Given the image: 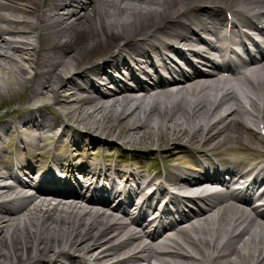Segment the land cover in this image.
<instances>
[{"label": "bare ground", "instance_id": "bare-ground-1", "mask_svg": "<svg viewBox=\"0 0 264 264\" xmlns=\"http://www.w3.org/2000/svg\"><path fill=\"white\" fill-rule=\"evenodd\" d=\"M209 1L215 3L213 7L219 5V2H230L0 0V93L10 90L21 92L30 88L37 99H50L62 107L68 121L81 122L94 132L93 136L82 134L69 125V122L58 121L51 124L44 117L37 121L36 114L32 112L27 116L0 120V139L2 133L11 130L13 126L17 128L20 124L39 132L54 133L59 129L62 138L72 130V138L81 146L85 145L84 137H89L92 149L104 152L122 145L133 152L148 154L158 151L163 154L176 148L177 142L194 148H206L212 144L211 148L214 150L240 143L261 149L264 136L259 138L252 134L250 138L247 137L248 123L245 118L249 119V116L236 110L238 107H230L223 119L217 117L216 111L210 119L208 116L213 105L219 107L228 97L240 106L253 96L256 99V102H252L255 106L250 111L253 124L255 125L256 118L259 125L264 123V108L261 106L264 100V58L259 66L247 64V69L236 68L234 76L226 79H221L219 72L212 70L201 76L193 74L192 79L187 82L179 81L166 87H155L160 83L153 86L139 83L136 87L143 89L141 93L128 86L124 87L125 92L114 93L92 85L94 79H101L99 71L107 65L113 68L120 64L128 65L129 57L147 53L149 48L160 52V47L155 42L160 33L176 40L194 41L183 18L198 16L201 11L213 12L211 5L206 4ZM242 1L244 0H233L238 4ZM259 4H264V0L252 1L243 8L258 10ZM64 8L66 10L61 13ZM7 35L17 40L13 41ZM204 48L205 46L199 47L200 50ZM95 56H101V60L93 61ZM18 57L21 59L18 60ZM27 63L29 64L26 66ZM86 63H94V67ZM29 69L33 71L28 73ZM89 72L92 74L91 78H85ZM76 77L83 79L86 86L80 85ZM233 80L241 84V89L233 88ZM221 82H225L226 86H220L218 83ZM209 88H217L220 94L209 93ZM121 89L117 87L116 90L120 92ZM32 114L35 116L32 117ZM39 137H20L18 149L35 157L39 149ZM145 148L146 150H137ZM182 148L184 147H177ZM17 158L23 159L21 154ZM106 165L109 166V163ZM137 168L138 166L131 168V177L141 176ZM108 170V174L119 175L121 167L109 166ZM179 173L181 171L174 163L172 172L165 180L175 183ZM9 174L16 175L11 170ZM5 176L7 175L0 170V184L4 183L2 180ZM24 185L27 186L28 183L25 182ZM5 196L9 197V203L4 200L0 202V264H26V256L33 252H40L42 255L61 244H66L75 252L101 249L98 253L102 256L125 251L121 242L110 249L105 246L106 241L111 238L106 235L116 230L118 219L98 205L93 206L76 199L52 202L49 197L27 195L24 188L18 189L11 185L0 187V198ZM207 212L209 215L204 218L205 228L202 226L215 239L206 238L203 241L208 246L206 250L193 242L190 235L189 226L198 219L190 221L185 227L181 234L183 241H173L182 249L187 242L193 250L198 251L189 264H246L248 256L261 258L263 251H258L254 243V250L251 243H247V249L244 250L232 244L227 247L220 244L219 237L229 221L226 207L211 203L204 213ZM247 231L246 226L243 232ZM171 239L173 238L166 237L168 241ZM57 247L53 256L58 258L59 264L64 261L65 256L70 255ZM139 249L144 250V246H139ZM234 253L236 256H232ZM154 258H157L155 252ZM159 262L179 264L182 261L173 258L159 259Z\"/></svg>", "mask_w": 264, "mask_h": 264}, {"label": "rangeland", "instance_id": "rangeland-1", "mask_svg": "<svg viewBox=\"0 0 264 264\" xmlns=\"http://www.w3.org/2000/svg\"><path fill=\"white\" fill-rule=\"evenodd\" d=\"M20 59L21 58L18 57V60H20ZM29 63H27L26 66ZM25 92H26V94L28 93V95H30V92H28L27 90H25ZM22 95H24V93ZM22 95L16 94V91H14V90H10L4 94L0 93V112L2 110L7 111V112L8 111L12 112L15 109H17L18 107H21L23 105V102H26V101H23L20 99L22 97Z\"/></svg>", "mask_w": 264, "mask_h": 264}]
</instances>
